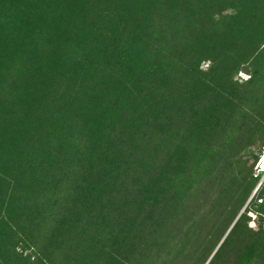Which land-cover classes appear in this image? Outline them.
<instances>
[{"label": "trees", "instance_id": "16d2710c", "mask_svg": "<svg viewBox=\"0 0 264 264\" xmlns=\"http://www.w3.org/2000/svg\"><path fill=\"white\" fill-rule=\"evenodd\" d=\"M263 149L264 0H0V264H264Z\"/></svg>", "mask_w": 264, "mask_h": 264}, {"label": "built area", "instance_id": "2783aa9c", "mask_svg": "<svg viewBox=\"0 0 264 264\" xmlns=\"http://www.w3.org/2000/svg\"><path fill=\"white\" fill-rule=\"evenodd\" d=\"M252 175L253 178L257 180V184L248 200V203L258 194V192L264 190V149L253 163ZM256 204L261 205L264 208V197L256 199ZM247 215L250 218L248 226L254 231L260 229L264 232V214L250 212Z\"/></svg>", "mask_w": 264, "mask_h": 264}, {"label": "rangeland", "instance_id": "374dc122", "mask_svg": "<svg viewBox=\"0 0 264 264\" xmlns=\"http://www.w3.org/2000/svg\"><path fill=\"white\" fill-rule=\"evenodd\" d=\"M244 78V76H242Z\"/></svg>", "mask_w": 264, "mask_h": 264}]
</instances>
